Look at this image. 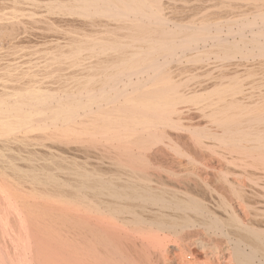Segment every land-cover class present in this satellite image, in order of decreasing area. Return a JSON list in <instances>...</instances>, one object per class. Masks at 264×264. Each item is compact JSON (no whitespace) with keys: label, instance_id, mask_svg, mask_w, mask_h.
Masks as SVG:
<instances>
[{"label":"bare ground","instance_id":"bare-ground-1","mask_svg":"<svg viewBox=\"0 0 264 264\" xmlns=\"http://www.w3.org/2000/svg\"><path fill=\"white\" fill-rule=\"evenodd\" d=\"M9 1L72 69H4L0 264H264V0Z\"/></svg>","mask_w":264,"mask_h":264},{"label":"rangeland","instance_id":"rangeland-1","mask_svg":"<svg viewBox=\"0 0 264 264\" xmlns=\"http://www.w3.org/2000/svg\"><path fill=\"white\" fill-rule=\"evenodd\" d=\"M9 1V0H8ZM43 2V1H42ZM40 3V5H43L44 4V2L43 3ZM11 2L9 1L8 3H5V4H0L1 6H0V13L1 12H4V13H2V14H6L5 13V11H6V9H8V12H12V9H13V6L10 4ZM7 4H8V8H7ZM27 4V3H26ZM29 4V3H28ZM27 4V5H28ZM31 4V3H30ZM30 4H29V6H30ZM3 5H4V7L6 8H4L3 7ZM27 5H23V7H27ZM39 5V6H40ZM10 6H12V7H10ZM27 7L28 8V10L29 11H31L32 10V7H33V4H32V7L30 6V7ZM38 5H36V6H34L33 7V11L36 9V7H37ZM37 7V8H40V9H36L35 11H36V13H38L36 16L37 17H39V16H41L42 14H45V12H41V11H43L44 10V6H40V7ZM25 7V8H26ZM41 7L43 8V9H41ZM4 9H5V11H4ZM41 10V11H40ZM34 11V12H35ZM7 12V11H6ZM7 12V13H8ZM40 12V13H39ZM2 14H0V16H3ZM39 14H41V15H39ZM62 23V22H61ZM60 23V24H61ZM37 23H35V24H33V26H29L30 27V29H29V27L26 29V30H22L21 31V33H19V36L21 37H17V38H15V37H13V38H11L10 40H9V37H6V38H4V39H2L1 41H0V84H2V83H4L5 81H6V79L3 77L2 78V75L4 74V69L5 68H7V66L9 67V66H11V68H12V66H14V64H15V66L14 67H16V65H18V67H16V68H12V69H16L15 70V72H20V71H22L21 69H28V68H30L31 70H36L37 71V69L39 70V74H40V72H41V74L38 76V82H40V84L42 85V86H45V87H58L59 85H60V83L61 82H66L67 80H66V78L65 79H63L62 78V76L64 75V77H65V75H66V73H67V71L69 72L72 68L71 67H69V66H67V65H62V64H60V62H57L56 64H54L55 66L54 67H52V68H49V69H47V68H45L44 66L45 65H47L46 63H48V62H50L51 61V59H52V55L51 54H53V53H56V51H58V50H61V49H64L65 48V46H66V44H67V42H69L70 40H69V38H71V34H73L72 32H69V30H67L68 28H67V26H64V27H62L63 26V23L60 25L59 24V22L57 23V26H53L52 28H53V30L54 31H52V28H50V26L49 27H47V25H46V22H44V24H43V22L41 23L40 22V24L38 23L37 25H36ZM42 25V26H41ZM44 25H46V27L44 26ZM59 25H60V27H59ZM36 27V28H35ZM32 28H34V29H32ZM45 28V29H44ZM49 28H50V30H49ZM36 29H37V31H36ZM40 29H42V30H40ZM58 29V30H57ZM30 30V31H29ZM49 30V31H48ZM45 31V32H44ZM22 32H24V33H22ZM26 32V33H25ZM33 32H35V33H33ZM41 34V35H39V34ZM22 34V35H21ZM26 36H25V35ZM27 34H29V35H27ZM68 34H69V36H68ZM24 35V36H23ZM35 35V36H34ZM34 37V38H33ZM68 37V38H67ZM13 39V40H12ZM15 39V40H14ZM23 39V40H22ZM27 39V40H26ZM18 40V41H17ZM21 40V41H20ZM31 41V42H30ZM58 42H59V44H58ZM65 42H66V44H65ZM13 43H14V45H13ZM17 43V44H16ZM54 44V45H53ZM65 44V45H64ZM55 46V47H54ZM59 46H62V47H60L59 48ZM64 46V47H63ZM2 48V49H1ZM59 48V49H58ZM52 57H51V56ZM50 59H49V58ZM47 58H48V60H47ZM23 61H21V60ZM45 59H46V61H45ZM16 60V61H15ZM18 60V61H17ZM50 60V61H49ZM14 63H13V62ZM25 61H26V63H25ZM42 61H43V63H45V65L42 63ZM40 62H41V65H40ZM7 63V64H6ZM9 63H11L12 65H10ZM35 63H37V65H35ZM22 64V65H21ZM24 64V65H23ZM26 64V65H25ZM34 64V65H33ZM29 65H30V67H29ZM33 65V66H32ZM62 65V67H59L60 68V70H58V67L57 66H61ZM4 66V67H3ZM20 66V67H19ZM21 66H22V68H21ZM23 66H24V68H23ZM28 68H27V67ZM34 67H35V69H34ZM38 67H40V68H42V67H44V71H45V69L46 70H52L51 72H49V73H51L50 75L51 76H49V73H48V71H47V77L49 78H47L46 77V71H45V73H43L44 71H42L43 69H40V68H38ZM65 67H66V69H65ZM20 70H19V69ZM37 68V69H36ZM57 68V69H56ZM61 68H63V69H61ZM71 68V69H70ZM1 69L3 70V71H1ZM55 69V70H54ZM68 69V70H67ZM13 70V71H14ZM19 70V71H18ZM41 70V71H40ZM65 70H66V73H64L65 72ZM56 74H55V73ZM242 72H243V70H242ZM60 73H61V75H60ZM64 73V74H63ZM44 74V75H43ZM55 74V75H54ZM57 74H59L60 75V77L57 75ZM56 76V77H55ZM44 77V78H43ZM58 77V78H57ZM4 80H2V79ZM41 78H42V80H41ZM62 79V80H60V79ZM262 79V81H264V66L261 68V69H258L257 70V74H256V76H255V79ZM47 81H46V80ZM55 79V80H54ZM57 79V80H56ZM49 80H52V81H49ZM47 84H44V82ZM37 82V83H38ZM48 82H49V84H48ZM60 82V83H59ZM69 82H71V81H69ZM9 83H11V82H9ZM53 83L55 84V85H53ZM12 84V83H11ZM39 84V83H38ZM50 84L52 85V86H50ZM59 84V85H58ZM58 85V86H57Z\"/></svg>","mask_w":264,"mask_h":264}]
</instances>
